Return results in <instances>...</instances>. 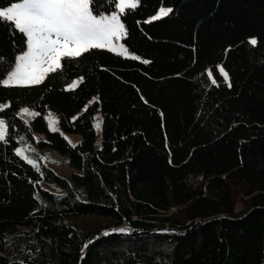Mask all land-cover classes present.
Instances as JSON below:
<instances>
[{
  "label": "trees",
  "instance_id": "16d2710c",
  "mask_svg": "<svg viewBox=\"0 0 264 264\" xmlns=\"http://www.w3.org/2000/svg\"><path fill=\"white\" fill-rule=\"evenodd\" d=\"M121 19L139 59L92 49L31 86L2 83L27 45L0 19V264H264V0H140Z\"/></svg>",
  "mask_w": 264,
  "mask_h": 264
},
{
  "label": "snow or ice",
  "instance_id": "6c2138e0",
  "mask_svg": "<svg viewBox=\"0 0 264 264\" xmlns=\"http://www.w3.org/2000/svg\"><path fill=\"white\" fill-rule=\"evenodd\" d=\"M92 4L93 0H20L6 9L0 8V19L13 22L15 28L25 35L27 45V50L17 58L15 71L2 83L5 86L41 84L50 73L62 68L63 58H78L92 49L106 48L116 52L119 48L117 54L127 56L128 49L118 43L127 36L121 16L139 7L140 0H117V12L99 16L94 14ZM171 12V8L161 7L147 22L159 20ZM250 43L256 45L257 40L253 38ZM131 58L139 59L136 56ZM219 72L231 87L229 74L223 66L219 67ZM208 75L212 76L211 71ZM82 80L74 82L70 88L78 86ZM212 83L216 84V80L213 79ZM5 107L8 105H0V110ZM22 111L24 114L39 115L30 113L27 108ZM50 123L55 124L57 121L52 120ZM102 123L101 120L95 127L100 129ZM56 130L53 128V131ZM6 135L7 126L0 119V141H4ZM16 153L28 163H33L23 150L17 149Z\"/></svg>",
  "mask_w": 264,
  "mask_h": 264
},
{
  "label": "rangeland",
  "instance_id": "374dc122",
  "mask_svg": "<svg viewBox=\"0 0 264 264\" xmlns=\"http://www.w3.org/2000/svg\"><path fill=\"white\" fill-rule=\"evenodd\" d=\"M20 2V1H18ZM18 2H15V3H18ZM14 4V3H13ZM12 5V4H11ZM9 5V6H11ZM7 6V7H9ZM7 7H2L4 9H6ZM165 8V7H164ZM117 10H115L114 12H117ZM113 13V12H112ZM111 13L109 14H102V15H110ZM99 16V15H98ZM119 44H123L125 46V44L123 43V38L121 40H119L118 42ZM126 47V46H125ZM27 50V49H26ZM25 50V51H26ZM120 49L118 48L116 53L119 52ZM114 52V51H113ZM23 54V53H21ZM20 54V55H21ZM125 56V55H123ZM127 56H132V54L128 51V55ZM17 63V62H16ZM15 71V67L13 68V70L7 75V77L13 72ZM7 77L5 79H7ZM4 79V80H5ZM79 81V80H77ZM4 105V104H3ZM29 109V112L30 113H37L35 110L33 109H30L28 107H23L21 108V110L19 111V115L27 120H31L35 115H31V114H24L23 113V109ZM47 117V120L49 122V127L51 130H53V128L57 129L56 131H62L61 127H60V123H59V119H58V115L54 112V111H49L46 115ZM2 119V118H0ZM3 120V119H2ZM52 120H55L57 121V123L53 124V123H50V121ZM102 120V115L101 113H97L96 114V117H95V125L100 122ZM103 122V120H102ZM6 124V122H5ZM7 126V125H6ZM97 132L99 135H102V130H103V123H102V126L100 129H97ZM64 133V136L68 139L69 142H71L72 144H78L80 142V140L82 139V136L80 134H74V133H67V132H63ZM35 137L37 140H42V139H45V135L44 134H40V133H36L35 134ZM18 149H21L23 150V153L24 155H26V152L25 150L22 148V147H19ZM41 152H42V158H43V161L48 164L49 166H51L52 168L56 169L64 178H67L68 175L73 171V169L66 163V160L65 158L63 157L62 154L58 153L57 151L55 150H52V149H40ZM50 151V152H49ZM27 156V155H26ZM30 159V158H29Z\"/></svg>",
  "mask_w": 264,
  "mask_h": 264
}]
</instances>
